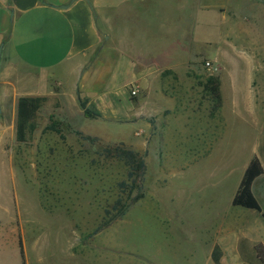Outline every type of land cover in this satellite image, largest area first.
Listing matches in <instances>:
<instances>
[{
    "label": "rangeland",
    "instance_id": "obj_1",
    "mask_svg": "<svg viewBox=\"0 0 264 264\" xmlns=\"http://www.w3.org/2000/svg\"><path fill=\"white\" fill-rule=\"evenodd\" d=\"M111 2L100 1L106 32L112 28L123 35L129 29L130 35L146 38L145 49L152 54L173 48L170 66L179 75L164 71L160 78L169 100L157 101L152 94L154 107L163 113L154 114L148 132L138 121H91L95 132L116 142L87 139L77 129L80 117L60 113L54 100L39 108L25 143L15 139L14 118L0 144V264H96L98 252L146 262L157 260L159 250L180 264H207L209 247L223 229L246 235L238 242L241 256L246 264H257L249 238L260 229L259 214L231 204L256 156L263 175L252 191L264 209V75L256 71L253 47L235 37L227 41L226 24L199 10L192 14L172 3L162 8L155 0L129 5L118 0L117 7ZM160 22L177 29L164 31ZM106 32L88 61L109 70L101 88L129 79L122 67L127 52H113L108 60ZM187 32L190 45L172 47V37ZM51 125L63 138L47 129ZM116 148L138 153L145 171L141 198L106 224L115 217L116 202L129 203L117 188L126 169L115 159Z\"/></svg>",
    "mask_w": 264,
    "mask_h": 264
},
{
    "label": "crops",
    "instance_id": "obj_2",
    "mask_svg": "<svg viewBox=\"0 0 264 264\" xmlns=\"http://www.w3.org/2000/svg\"><path fill=\"white\" fill-rule=\"evenodd\" d=\"M100 1L0 0V144L4 140L6 126L16 119L17 101L22 97L54 100L60 113L80 117L77 125L80 133L105 142L116 141H110L104 133L95 132L91 121L98 119L115 124L138 121L147 132L151 131L150 121L154 114L160 116L163 113L158 107L159 102L158 108L154 107L152 94H156L157 101L169 100L160 78L162 80L164 71L179 75L170 66L173 48L161 54H152L145 49L148 46L146 38L130 35L129 29L123 35H116L112 28L106 32L108 29L104 24ZM116 1L111 2L115 7ZM138 1L147 4L150 0ZM134 2L122 0L121 3L129 5ZM152 3L162 8L172 3L184 10L189 9L192 14L199 10L220 18L226 24L222 36L227 41L235 37L243 46L253 47V55L259 62L256 71L260 72V76L264 75V0H155ZM170 21L167 18V24ZM99 23L105 30H100ZM159 27L164 31L177 29L161 22ZM103 32L107 33L110 43L108 60H111L113 52H127V61L122 67L129 79L123 84L101 88V80L109 77V70L106 73L97 62L88 65V61L91 53L100 47ZM191 37V32L175 35L171 45H190ZM138 45L143 46L142 49L138 50ZM129 48H132L130 54ZM132 90L137 91L135 96L130 95ZM80 102L93 107L100 117H83ZM137 142L130 143L136 146ZM245 211L259 214L254 210ZM259 217L260 229L249 238L257 264L254 246L261 244L264 248V220L260 214ZM215 237L214 244L209 247L207 264H214L211 259L214 246L220 250V264H246L238 244L240 239L246 237L244 233L223 229ZM105 253L98 252L101 257L97 256L96 261L100 262L96 264H180L176 256H168V252L161 250L157 251V260L152 261L147 257L146 262L129 259L122 254L105 256Z\"/></svg>",
    "mask_w": 264,
    "mask_h": 264
},
{
    "label": "trees",
    "instance_id": "obj_3",
    "mask_svg": "<svg viewBox=\"0 0 264 264\" xmlns=\"http://www.w3.org/2000/svg\"><path fill=\"white\" fill-rule=\"evenodd\" d=\"M165 74V73H163ZM215 80L210 82L214 84ZM217 84L214 87V90L217 91ZM216 99L220 102L219 94L215 95ZM45 98H28L22 97L19 98L16 105V121H15V139L18 143H25L28 140V135L33 132L34 125L33 120L36 116L37 111L45 102ZM80 107L83 111L84 117L86 118H98L100 115L97 112L89 111L85 103L80 102ZM48 130L57 133L60 135L61 132L57 126L51 125L47 128ZM89 139V137H87ZM123 147V144L120 145ZM115 159L122 163L126 169V178L122 182L118 183V191L120 194L125 195L127 200H129L128 204H121V200L116 202L114 205V211L116 212L115 217L106 222V224L110 223L111 221L115 220L116 218H120L124 216L127 212L131 204L141 198L140 194V182L144 175L145 171V164L141 156L138 153L134 152L132 149H119L116 148L114 150ZM263 174V167L256 156H253L242 175L240 183L237 187L235 194L231 200V204L234 207H240L243 209L254 210L258 212L261 218L264 220V209H262L257 202L253 191L252 185L256 179H258ZM136 192L134 196L133 193ZM99 230V229H98ZM19 242L20 248V255L23 258V252L21 247V242ZM254 251L256 257L258 259L259 264H264V248L261 244H256L254 246ZM211 259L214 264H220V250L217 246H214Z\"/></svg>",
    "mask_w": 264,
    "mask_h": 264
},
{
    "label": "built area",
    "instance_id": "obj_4",
    "mask_svg": "<svg viewBox=\"0 0 264 264\" xmlns=\"http://www.w3.org/2000/svg\"><path fill=\"white\" fill-rule=\"evenodd\" d=\"M206 66H207V67H210L211 65H210V63L207 62V63H206ZM136 93H137V91L132 90L131 93H130V95H131V96H135Z\"/></svg>",
    "mask_w": 264,
    "mask_h": 264
},
{
    "label": "water",
    "instance_id": "obj_5",
    "mask_svg": "<svg viewBox=\"0 0 264 264\" xmlns=\"http://www.w3.org/2000/svg\"><path fill=\"white\" fill-rule=\"evenodd\" d=\"M73 1H75V0H72V2H73ZM63 8H66V7H63ZM1 49H2V47L0 46V56H1Z\"/></svg>",
    "mask_w": 264,
    "mask_h": 264
}]
</instances>
